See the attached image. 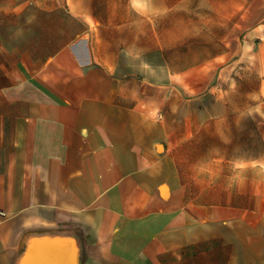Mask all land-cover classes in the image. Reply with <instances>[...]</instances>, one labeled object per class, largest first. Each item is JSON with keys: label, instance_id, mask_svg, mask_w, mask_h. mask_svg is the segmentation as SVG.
<instances>
[{"label": "crops", "instance_id": "1", "mask_svg": "<svg viewBox=\"0 0 264 264\" xmlns=\"http://www.w3.org/2000/svg\"><path fill=\"white\" fill-rule=\"evenodd\" d=\"M174 8L0 0V264H264V73Z\"/></svg>", "mask_w": 264, "mask_h": 264}, {"label": "rangeland", "instance_id": "2", "mask_svg": "<svg viewBox=\"0 0 264 264\" xmlns=\"http://www.w3.org/2000/svg\"><path fill=\"white\" fill-rule=\"evenodd\" d=\"M175 8L173 13H158L156 16L157 37L165 39L169 36V18L173 20V34L177 41L187 40L204 35L206 38L207 50H210L217 41L223 37L236 38L238 53L243 57L248 56L250 68L247 73L256 75L257 72L264 73V43L255 41L246 35V29L259 28L257 34L261 35L260 26L264 24V0H236L232 3L236 12L228 13L229 0H174ZM234 0H232L233 2ZM247 5H252L250 13L246 14ZM168 19V20H167ZM244 22L250 23L245 26ZM200 23V24H198ZM190 25V27H188ZM253 26V27H252ZM247 29V30H248ZM255 31V32H256ZM252 42V48L245 52L246 44ZM259 118L263 116L260 110ZM256 128V127H255ZM256 130H255V133ZM245 158H238L236 165Z\"/></svg>", "mask_w": 264, "mask_h": 264}]
</instances>
